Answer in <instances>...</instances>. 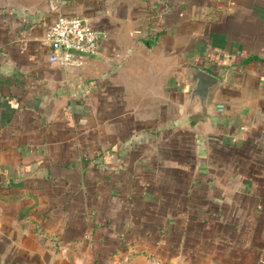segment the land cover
<instances>
[{
  "label": "crops",
  "instance_id": "crops-1",
  "mask_svg": "<svg viewBox=\"0 0 264 264\" xmlns=\"http://www.w3.org/2000/svg\"><path fill=\"white\" fill-rule=\"evenodd\" d=\"M76 1L0 0V264H264V0Z\"/></svg>",
  "mask_w": 264,
  "mask_h": 264
},
{
  "label": "built area",
  "instance_id": "built-area-1",
  "mask_svg": "<svg viewBox=\"0 0 264 264\" xmlns=\"http://www.w3.org/2000/svg\"><path fill=\"white\" fill-rule=\"evenodd\" d=\"M99 37L100 32L84 19L58 14L43 35L48 47L47 61L61 68H80L85 57L96 53Z\"/></svg>",
  "mask_w": 264,
  "mask_h": 264
},
{
  "label": "water",
  "instance_id": "water-1",
  "mask_svg": "<svg viewBox=\"0 0 264 264\" xmlns=\"http://www.w3.org/2000/svg\"><path fill=\"white\" fill-rule=\"evenodd\" d=\"M190 85L189 96L198 106L199 112L204 117L206 114V103L210 93L219 84V80L212 74L206 72L199 67H191L187 72Z\"/></svg>",
  "mask_w": 264,
  "mask_h": 264
},
{
  "label": "rangeland",
  "instance_id": "rangeland-1",
  "mask_svg": "<svg viewBox=\"0 0 264 264\" xmlns=\"http://www.w3.org/2000/svg\"><path fill=\"white\" fill-rule=\"evenodd\" d=\"M77 4L76 0H59L58 5H60V8L58 12H61L62 9L72 10Z\"/></svg>",
  "mask_w": 264,
  "mask_h": 264
}]
</instances>
